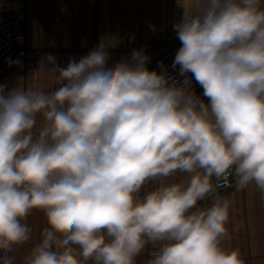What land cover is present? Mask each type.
<instances>
[{
    "label": "clouds",
    "instance_id": "9594fccd",
    "mask_svg": "<svg viewBox=\"0 0 264 264\" xmlns=\"http://www.w3.org/2000/svg\"><path fill=\"white\" fill-rule=\"evenodd\" d=\"M177 5L182 81L142 50L109 65L101 43L65 67L48 54L49 90L0 84L2 264L34 210L47 227L23 264H136L149 247L147 264H245L222 247L233 201L219 190L264 195V0Z\"/></svg>",
    "mask_w": 264,
    "mask_h": 264
},
{
    "label": "crops",
    "instance_id": "0c3cea01",
    "mask_svg": "<svg viewBox=\"0 0 264 264\" xmlns=\"http://www.w3.org/2000/svg\"><path fill=\"white\" fill-rule=\"evenodd\" d=\"M10 9L25 18L26 64L19 73L1 76L0 84L11 88L23 78L29 86L43 90L53 86L44 66L48 54L65 67L70 58L79 61L106 43L109 65L130 58L134 50H142L150 57L152 47L176 35L173 25L182 14L177 0H0V15ZM148 68L154 69L151 58ZM196 94L207 102L201 87ZM186 179V174L177 173L163 182ZM158 183L150 182L142 192L153 190ZM220 193L233 201L228 224L230 238L222 242V247L239 251L245 264H264V195L254 184L239 191L233 185ZM24 222L32 229L31 239L9 253L14 264H23L47 227L40 210H34ZM144 263L145 252L136 260V264Z\"/></svg>",
    "mask_w": 264,
    "mask_h": 264
},
{
    "label": "built area",
    "instance_id": "2783aa9c",
    "mask_svg": "<svg viewBox=\"0 0 264 264\" xmlns=\"http://www.w3.org/2000/svg\"><path fill=\"white\" fill-rule=\"evenodd\" d=\"M180 46L181 43L175 35L168 42L152 47L149 50V54L155 70L160 71L159 62L162 61L167 68L168 74L182 81L183 77H179L178 75V67L177 69L172 68V62ZM26 54L24 16L14 9L2 12L0 15V77L21 72L25 68ZM15 61H19L20 63H10ZM193 87L195 92L200 89V85L194 79ZM228 188L230 187H225L219 191L222 192ZM150 251L151 247L145 250L144 264H147V261L150 259ZM2 255L3 253L0 252V256Z\"/></svg>",
    "mask_w": 264,
    "mask_h": 264
}]
</instances>
